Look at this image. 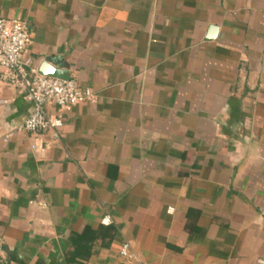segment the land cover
<instances>
[{
  "label": "crops",
  "instance_id": "crops-1",
  "mask_svg": "<svg viewBox=\"0 0 264 264\" xmlns=\"http://www.w3.org/2000/svg\"><path fill=\"white\" fill-rule=\"evenodd\" d=\"M0 17L28 22L37 69L61 58L94 92L58 137L28 132L0 68V264H79L87 229L84 264H135L124 242L142 264H264V0H0Z\"/></svg>",
  "mask_w": 264,
  "mask_h": 264
},
{
  "label": "built area",
  "instance_id": "built-area-1",
  "mask_svg": "<svg viewBox=\"0 0 264 264\" xmlns=\"http://www.w3.org/2000/svg\"><path fill=\"white\" fill-rule=\"evenodd\" d=\"M32 43L28 22L20 17H0V68L1 78L15 88L21 89L33 104V109L25 118L21 128L28 132L52 131L59 136L64 122L62 110L68 106L88 100L94 96L91 88L81 87L77 80L62 79L42 75L34 65L27 51ZM57 108V114H50L49 106ZM5 140H8L5 137ZM104 225L112 223L110 215L102 218ZM119 255L128 262L142 264L137 253L128 242H124ZM264 263V261H262Z\"/></svg>",
  "mask_w": 264,
  "mask_h": 264
},
{
  "label": "water",
  "instance_id": "water-1",
  "mask_svg": "<svg viewBox=\"0 0 264 264\" xmlns=\"http://www.w3.org/2000/svg\"><path fill=\"white\" fill-rule=\"evenodd\" d=\"M210 37H214L217 33V26H211ZM38 72L42 75L53 76L62 79H71V74L65 62L55 56H46V58L39 64Z\"/></svg>",
  "mask_w": 264,
  "mask_h": 264
},
{
  "label": "trees",
  "instance_id": "trees-1",
  "mask_svg": "<svg viewBox=\"0 0 264 264\" xmlns=\"http://www.w3.org/2000/svg\"><path fill=\"white\" fill-rule=\"evenodd\" d=\"M89 229L85 230L82 234H75L72 238L73 249L70 252V262L84 264L87 261L91 252V245L87 244V238L89 235ZM94 238V237H93ZM92 238V240H93ZM86 252V254H83ZM80 257L82 260L78 259Z\"/></svg>",
  "mask_w": 264,
  "mask_h": 264
}]
</instances>
